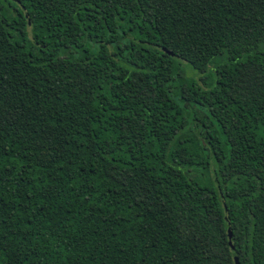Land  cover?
Here are the masks:
<instances>
[{"label": "trees", "instance_id": "1", "mask_svg": "<svg viewBox=\"0 0 264 264\" xmlns=\"http://www.w3.org/2000/svg\"><path fill=\"white\" fill-rule=\"evenodd\" d=\"M236 258L264 264V0H0V264Z\"/></svg>", "mask_w": 264, "mask_h": 264}, {"label": "rangeland", "instance_id": "2", "mask_svg": "<svg viewBox=\"0 0 264 264\" xmlns=\"http://www.w3.org/2000/svg\"><path fill=\"white\" fill-rule=\"evenodd\" d=\"M180 63L183 65V67L186 69L187 71V75L188 77L190 78H194L196 80L199 81L200 85L204 86V83L205 82H208L210 83L211 82V76H210V72H207V73H199L197 71H195L192 66L184 61H180ZM204 81H203V80ZM202 173L205 175L206 172L203 171V172H200V174L202 175Z\"/></svg>", "mask_w": 264, "mask_h": 264}, {"label": "water", "instance_id": "3", "mask_svg": "<svg viewBox=\"0 0 264 264\" xmlns=\"http://www.w3.org/2000/svg\"><path fill=\"white\" fill-rule=\"evenodd\" d=\"M230 240H232V234H231V232H230ZM236 264H240V262H239V259H238V258H236Z\"/></svg>", "mask_w": 264, "mask_h": 264}]
</instances>
